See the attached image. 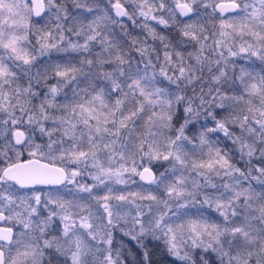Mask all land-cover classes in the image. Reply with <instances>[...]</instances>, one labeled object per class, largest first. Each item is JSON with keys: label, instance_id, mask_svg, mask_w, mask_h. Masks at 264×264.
Listing matches in <instances>:
<instances>
[{"label": "snow or ice", "instance_id": "snow-or-ice-1", "mask_svg": "<svg viewBox=\"0 0 264 264\" xmlns=\"http://www.w3.org/2000/svg\"><path fill=\"white\" fill-rule=\"evenodd\" d=\"M68 2L0 0V264H264V0Z\"/></svg>", "mask_w": 264, "mask_h": 264}, {"label": "trees", "instance_id": "trees-1", "mask_svg": "<svg viewBox=\"0 0 264 264\" xmlns=\"http://www.w3.org/2000/svg\"><path fill=\"white\" fill-rule=\"evenodd\" d=\"M29 2H30V1H29ZM101 3H102V4H107V0H101ZM68 7H69L70 9H72L71 0H69V2H68ZM73 10H74V9H73ZM201 11H202V10H201ZM209 11H210V10H209ZM34 19H35V18H34ZM181 19H182V18H181ZM125 23H126L127 26L129 27V29H130L131 31H133L134 33H140V32H141V29H139V28H133L132 25H131V22H130V21H126V20H125ZM153 24H154V22H153ZM154 26L157 28L158 31L161 32V34L167 35V36H169L170 38H175L176 35H177L174 29H173V30H166V29H163L162 26H160V25H156V24H154ZM157 44H158V42H157ZM257 70H258V69H257ZM254 163H259V161H254ZM241 166H243V165H241ZM137 179H138V178H137ZM89 183H90V181H89ZM69 187H71V186H69ZM116 235H117L118 238H121L119 233H117ZM121 239L127 241V238H126V237H122ZM156 258L159 259V256L157 255ZM130 259H131V258H130ZM169 259H170V258H169Z\"/></svg>", "mask_w": 264, "mask_h": 264}, {"label": "water", "instance_id": "water-1", "mask_svg": "<svg viewBox=\"0 0 264 264\" xmlns=\"http://www.w3.org/2000/svg\"><path fill=\"white\" fill-rule=\"evenodd\" d=\"M30 1V0H29ZM35 18V17H34ZM182 19H185V18H182Z\"/></svg>", "mask_w": 264, "mask_h": 264}]
</instances>
